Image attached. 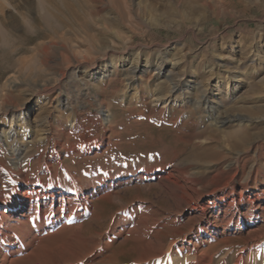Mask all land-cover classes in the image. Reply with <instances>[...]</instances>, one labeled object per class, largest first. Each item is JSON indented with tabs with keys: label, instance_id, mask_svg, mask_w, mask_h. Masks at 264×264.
Instances as JSON below:
<instances>
[{
	"label": "rangeland",
	"instance_id": "374dc122",
	"mask_svg": "<svg viewBox=\"0 0 264 264\" xmlns=\"http://www.w3.org/2000/svg\"><path fill=\"white\" fill-rule=\"evenodd\" d=\"M45 1L56 18L53 25L59 26L56 33L43 26L26 34L22 24L16 28L10 24L24 14L36 16V0H0V23L13 35L0 44V87L10 78L19 83L12 89L0 88V122L19 119L18 114H3L8 107L22 103L33 106L29 117L20 119L17 140L0 136L2 178L7 184L26 177L35 191L61 185L69 192L63 195L65 199L86 191L88 185L99 180L112 179L114 183L91 199V210L85 217L37 231L16 264H135L145 252L143 246L155 240L158 222L153 217L163 220V245L175 239L176 249H180L182 237H171L166 231L186 225L190 216L204 219L192 209V200L178 206V194L184 191L197 199V194L185 187L183 177L193 178L205 204H214L212 190L228 179L234 184L252 183L253 193L264 190V129L255 130L261 137L245 150L229 152V148L217 146V153L230 159L208 158L202 162L192 157L198 146L211 135L225 139L238 124L230 122L215 128L205 116L200 119L192 114L191 106L179 107L180 101L197 98L198 90L215 79L221 87L215 97L222 102V116L238 113L241 106H264V88L256 100L249 91L252 84L264 80L262 0L254 4L219 0L217 5L214 0H199L215 10L213 14L207 10V18L199 25L183 16L166 18L161 6L151 12L149 7L156 5L155 0H137L140 3L131 4L130 12L107 29L104 20L117 18L108 0ZM183 2L180 7L184 10ZM162 3L169 4L168 0H160ZM69 7L77 19L67 14ZM43 32L54 38L42 39ZM40 43L43 47L39 48ZM232 49L238 50L230 52ZM136 57L149 69L128 83L126 68L136 62ZM21 59H27L28 69L23 73L18 69ZM161 61L163 65L178 62L177 79L182 83L191 81L198 90L182 91L172 103L157 102L156 97L167 95L170 89L168 83H158L159 76L153 74L152 68ZM108 63L114 64L106 72L110 78L104 82L85 79L84 72L94 73ZM238 79L242 81L239 86ZM56 84L57 92H39L40 85L51 88ZM9 90L15 96L4 100ZM215 91L216 87L209 89L211 94ZM59 95L67 103L59 101ZM200 112L204 113L203 109ZM16 146L23 148L18 162L11 155ZM6 173H11L10 178ZM146 216L152 218L147 220ZM214 216L209 210L207 219ZM261 226L221 230L201 243L193 239L178 255L166 251L162 259L165 264H184V256L199 244L197 255L205 254L218 264L224 255L239 252L249 233L261 230ZM151 246V251L157 249ZM57 248L63 252L55 251Z\"/></svg>",
	"mask_w": 264,
	"mask_h": 264
},
{
	"label": "bare ground",
	"instance_id": "6f19581e",
	"mask_svg": "<svg viewBox=\"0 0 264 264\" xmlns=\"http://www.w3.org/2000/svg\"><path fill=\"white\" fill-rule=\"evenodd\" d=\"M182 1L176 0V2H174L173 0H168L169 4L163 5L162 3L160 5V0H155V2H157L155 3L156 5H152V7L149 8L151 12L152 10L154 12L159 9V6H161L165 8L163 9V14H165L166 18H180L183 16L186 17V20L189 19L196 25H199L205 21V19L207 18V10H209V12H211L212 14L213 11H215L213 5H209L207 3L202 4L199 2V0H184L182 4L186 5V7L183 10L180 7V2ZM257 1L258 0H245V4H254ZM262 1L264 2V0ZM44 2L46 1L36 0V16L33 17L32 15L29 16L24 13V15L20 16L18 14V17H20L13 18L12 21L10 20L11 23H9L14 27L15 25L17 27V25L19 26L22 24L26 28V34L36 31V28L43 29V26L50 28L51 31H54L56 33V30L59 27L57 24L53 25V21L56 20V18L48 10ZM108 2L110 4V9L117 14V18H115L114 20L105 19L103 26L106 29L107 26L114 27L117 22L120 21L123 14L129 13L131 4L133 5V3H140L137 0H131L130 2L127 0H108ZM214 3L217 5L220 3V1L214 0ZM56 8L55 10L57 12H60ZM1 12L2 11L0 10V13ZM19 13L22 14V12ZM67 14L72 19H77V16L70 7L67 10ZM18 19H21L22 21H19ZM2 25L3 22L1 21L0 44H5L9 39L13 37V35ZM49 36L50 34L44 32L43 34H41L42 39H47V37ZM50 38L53 39L54 37L52 38L50 36ZM40 46L43 47V44L40 43L38 47L40 48ZM237 50L238 49H232L230 52H236ZM136 58L137 60H134L136 62L132 63L126 68V78L128 83L134 81L135 76L139 72L145 70L146 68L149 69L146 64H142V61L139 60V57ZM160 60L164 59L162 58ZM26 61L27 59L19 60L18 69L21 73L25 72L28 69V67H26L27 65H25ZM30 61L31 60H29V63L27 64H30ZM113 65V63L101 65L100 67H98V69H96L94 73H90L88 71L84 72L85 79H99L100 82H104L107 78H110L111 74H108V71L111 70V67ZM177 66L178 62H170L167 65H163V62L161 61L160 63L158 62L156 67L152 68V70L154 71L153 74H157L159 76L158 80L160 82L158 83H168L170 86L169 93L167 95H159L156 97L155 100L157 102H164V104L172 103L176 101V94H179L185 90H189V93H192L193 90H195V92L196 90H198L199 87L196 84L194 85V83H192L191 81L188 80L182 83L177 79L175 75L177 74ZM218 82L219 81L217 79L212 80V82L205 85V87H203L200 92L198 90L197 98L182 100L180 101L179 105L181 109L186 106H191L192 114L199 116L200 119H203V116H205L206 118L204 119L209 121L210 126H214L215 128H219L220 126H223L226 123L230 122L238 124V127L234 131L230 132L225 137V139L219 137L217 138L216 134H210L211 136L208 135L209 137H207L205 141L203 140L204 142L202 143V146H198V151L192 154L193 159H199L202 162L205 161L204 159L208 158H211L212 161L230 159L227 155L217 153V146H221L222 148H229V152L245 150L251 141L257 140L261 137V135L259 136L260 132L256 133L255 130L260 127L264 129V106L259 105L258 103L248 106H241L237 109L238 113L236 114H229V112L228 114H226V112L223 116L221 115L220 112L222 102L217 97H215L218 96L221 92V87ZM236 82L239 86L242 81L238 79L236 80ZM17 84L19 85L17 80L10 78L6 81L5 86H7V88L9 87V89H12ZM191 84H193L194 86H192ZM4 87L2 86L0 88L3 89ZM213 87H216V91L211 94L209 92V89ZM250 88L251 89L249 91L251 92V97H253V100H256L258 93L260 91H263L264 80L260 81V83L258 84H252ZM58 90V84L51 88L48 87V85H40L39 92L54 93ZM11 92L12 91L10 90L9 93L5 92L3 99L7 100L11 99L12 96L14 97V93ZM57 99H60L59 101L67 103L65 101L66 99L62 96L60 97V95L57 97ZM37 105H39V103L35 104L34 106ZM32 107H30L26 103H22L19 107L15 108L8 107L3 114H11L12 116H16L18 114L20 115V117L16 121L0 122V136H5V139L7 140H12L18 137L20 135L18 132L21 123L20 119L28 118ZM201 109H203V115L200 112ZM27 130L28 129H24L23 131ZM22 152L23 148L21 146H16L15 148H13L11 150L12 160L18 162V160L21 158ZM18 171L22 172V169L18 168ZM6 176L10 178L11 173H6ZM152 176L154 175L152 174L148 177ZM182 180L187 184V186L185 187H187L188 190H190L194 194H197V199L193 200L191 198V193H185L184 191V193L178 194L179 200L177 201L178 203H176L178 204V206H180L183 203L185 204L187 200H190V202L192 200V202L194 203L192 209L201 213V216L204 219L197 220L195 216H190L186 225H179L177 227H173L169 231H166L167 234L171 237H182V246L180 249H176L177 244L174 241L175 239L173 241H170L166 247L163 245L162 236L164 235L163 232L165 229V227H163V220L154 219L155 217H153V221H155V223L158 222V231L153 235V238L155 240H152L148 242V244L143 246V250L145 252L144 254L140 255L138 259H136L135 264H165L162 257L163 255H166V251L178 255L180 253L179 250H183V246L191 244L193 239H198V243H201L203 239L207 238L208 236H214L221 230H242L244 226L251 228L253 225H257L259 223H262L261 230L258 229L256 231H251L249 233V236L244 240L245 246L235 254L232 253V255H224V257L221 258V261L218 264H264V241H260L264 237V190L253 193L252 183L234 184L232 182V179H228L222 186L216 187L212 190L210 195L214 201V204H205L201 202V197L199 195V191H197V189L195 188V181L193 180V178L189 179L183 177ZM113 183L114 182L112 181V179L99 180L88 185L86 191L76 193L73 198L67 197L65 199L63 198V195L68 194L69 192L68 189L64 186L51 185L47 188H44L43 191H35L32 189V187H30L29 180L26 177H21L19 181H12L11 183L8 182L7 184H5L4 179L2 178V172L0 171V264H16L17 262H19V260H22L20 258L24 257L23 253L26 251L27 246H30L33 243L35 233H37V231H41L44 228H53L59 223L69 224L74 220L85 217L91 210V199L102 190L109 189V184ZM181 187H184V185H181ZM178 206H176V208H178ZM240 208L248 209V212L242 213L239 210ZM209 210L214 211L215 216L212 219H207ZM150 218L152 217L146 216L147 220ZM146 219L145 221L147 222ZM116 226H118V223ZM115 229H117V227H115ZM121 234V231H119V235ZM151 245H154L155 247H157V249L155 251H151ZM58 249L60 252H63L62 248H57L54 250L56 251ZM198 249L199 244H195L192 250H190L189 255L184 256V264H213L212 257L204 256L205 254L197 255L196 252L198 251ZM54 250L52 251L53 253ZM39 255H36V257H39ZM177 260L179 261V259Z\"/></svg>",
	"mask_w": 264,
	"mask_h": 264
}]
</instances>
